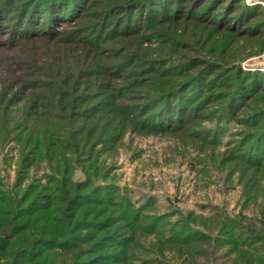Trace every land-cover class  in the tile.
<instances>
[{
  "label": "rangeland",
  "instance_id": "374dc122",
  "mask_svg": "<svg viewBox=\"0 0 264 264\" xmlns=\"http://www.w3.org/2000/svg\"><path fill=\"white\" fill-rule=\"evenodd\" d=\"M26 1L0 0L4 16L8 20L11 12L15 22L7 30L0 26V196L17 197L31 188L32 197L47 188L55 191L47 176L61 178L69 187L64 189L71 193L55 195L62 200L102 186L110 191L111 201L127 197L126 210L138 215L127 225L128 237L120 239H126L118 250L127 264H257L264 245H253L259 252H251L252 242L241 243L240 235L245 228L253 236L259 233L255 220L261 216V202H245L244 185L252 183L250 176L255 174L246 172L240 161L244 162V135L262 126L252 110L259 106L264 112V87L248 99L251 90L246 91L239 99L245 100L236 102L230 115H225L223 104L234 89L238 69L245 74L244 84L253 74L259 75L257 88L264 80V33L243 35L237 22L222 14L236 1L230 6L233 14L240 6L249 9V23L257 24L264 21V0H214L206 16L205 0H154L138 8L136 0H83L79 13L73 8L53 21L54 31L23 37L14 28L24 20L18 9ZM259 10L262 13L255 16ZM223 25L236 30L225 31ZM49 27L50 23L42 29ZM200 72L202 80H231L220 81L222 86L218 83L197 100L174 101L171 117L184 100L180 123L174 119L167 127L151 124L155 100ZM28 125L33 134L51 135V153H37L33 145L20 150L16 139L26 134L22 127ZM30 201L31 197L25 205ZM52 206L65 208L68 202ZM72 212L55 213L49 222L42 221L41 210L33 214L37 222H47L45 234L53 236L37 249L36 260L81 264L94 256L95 246L88 239L96 232L77 230L72 222L82 214ZM149 218L157 221L151 231L141 227ZM225 218L243 219V229L234 237L227 235L229 228L221 227ZM181 227L186 234L194 230V242L183 243ZM108 232L99 233L96 240ZM85 234L88 239L72 240ZM169 235L177 241L165 243ZM68 244L79 246L80 255L75 258L60 249ZM239 248L248 252L243 260L237 255Z\"/></svg>",
  "mask_w": 264,
  "mask_h": 264
},
{
  "label": "trees",
  "instance_id": "16d2710c",
  "mask_svg": "<svg viewBox=\"0 0 264 264\" xmlns=\"http://www.w3.org/2000/svg\"><path fill=\"white\" fill-rule=\"evenodd\" d=\"M207 1V4L205 7H203L202 12L206 16L209 14V11L211 10L209 7H211L214 0H205ZM137 2V3H136ZM154 0H136L133 3H136V7H141V5L145 6L147 3L152 4ZM179 3V0H175V3ZM236 1H231L228 3L227 7L225 8V11L222 15L229 17L230 19H234V21L237 22L236 26H240L242 29V34H246V36L252 38L254 36H257L261 33H264V21H260L257 24L249 23L251 18L248 17L252 12H247L249 9L245 10L242 9L240 6V10L236 12V14H233V10L230 8L231 4L234 5ZM83 0H27L23 6H21L18 10L20 11L19 15H21L24 20H21L17 22V27H15V31H18V36H28L29 34H34L35 31H38L42 35H47L50 33V31H54V22L53 21H59L62 19L63 15H68V10H72L73 8L77 10L79 13L82 9ZM210 9V10H209ZM142 11L144 9H141L139 13L142 15ZM252 11V10H251ZM75 11L73 10V13ZM75 13L74 15H76ZM262 13V10L254 11V15H259ZM252 14V15H253ZM13 14L10 12L9 18L7 20V16H4V11L0 9V26H2L5 30L10 29V26L14 25V21L12 20L11 16ZM251 16V15H250ZM3 17V18H2ZM75 17V16H74ZM72 18H70L71 20ZM222 21V20H221ZM12 25H10V24ZM50 23V27L48 28L49 31L42 29V27L46 26V24ZM22 24V25H21ZM66 23L64 22V25ZM10 25V26H9ZM19 25V26H18ZM27 26L28 28L24 31H22L23 27ZM218 26V25H217ZM221 29H224L225 31H234L236 30V27L226 28L225 25H223ZM39 29V30H37ZM258 34L248 33L249 31H258ZM17 36V37H18ZM211 64H207L206 68H210ZM203 72H200L195 77H191V79H188L187 81L183 82L180 87H177L172 93L169 95L166 94L161 98L162 100L157 101L155 100L157 107H154L152 109L151 116L152 120L151 124L158 125L159 127H167L168 125H173L172 121L176 119L178 122L182 121L184 117L183 107H180V104H182V101L179 102L175 106L176 113L173 117H171L169 114L171 113L170 105L176 101L179 97H184L187 100H194L201 97L204 92L210 93L213 88H216L217 84L223 85L220 81L224 80H231L221 78L214 80L215 78H205V80H202L203 78ZM245 74H243L239 69L236 71L235 76L233 77L234 85H233V91L226 95L225 98V104H223V111L225 112V115H230L234 112L235 108H237L238 104L236 102L240 101L239 99L245 95L248 90H251L250 93L246 96L248 99L249 97H254L256 92H259V90H262L264 86L263 82L261 80L260 89L257 88L258 85V74H253L249 76V79L247 80V83H243L242 81L245 80ZM264 79V77H263ZM216 81V82H215ZM215 82V83H214ZM216 86V87H215ZM49 90V89H48ZM196 91V92H195ZM208 96V95H207ZM245 98H243L239 103H242ZM175 103V102H174ZM155 104V105H156ZM254 110L253 117H259L260 119L258 121L262 120V123L260 126V129L258 131L252 132L251 134L248 133L244 135L243 144L246 145V148L243 150V161L242 164L245 165L246 172H250L257 175H252L250 177L254 176V181L252 183H245L243 188V196L245 199V202H251L256 201L257 199L261 202L260 207V217L258 220H255L256 223L260 225L259 228L256 229L257 232L255 235H251L249 232H247L248 228H245L242 230V226H244V222L242 219L241 221L225 218L224 222L222 223L221 227L225 226L229 229L227 230L229 234L232 237L236 236L239 231L242 234L240 235V242L241 243H249L250 247L254 251L251 252H259V250H255L257 246L253 245H264V112H261L263 110H259V106H253ZM185 108V107H184ZM168 116H165L167 115ZM160 120H156L158 118ZM171 117V118H170ZM256 123V122H255ZM255 123L250 124V126L255 125ZM175 124V123H174ZM31 125H28L25 128L24 134L22 137L16 139V142L20 145V150H25L29 148V145H33L32 149H34L35 152L40 154L47 155L48 151L51 153V143L53 141H50L51 135L45 134L43 132L42 134H33L31 133V128H29ZM208 137L211 138L212 131L208 132ZM2 135V134H1ZM211 135V136H210ZM217 138V137H215ZM57 148V147H56ZM25 157V156H24ZM23 157V161H26V158ZM28 159V157H27ZM47 178L52 180L50 186L55 188L54 191L52 188H47L46 190L48 192L41 194V192H37L33 197L31 196L33 193L34 188H31L27 190L26 192H23L20 196H12L8 199H5V197L1 194L0 196V264H44L43 262L35 259V254L37 252V249H40V246L42 243L46 240H48L49 237H53L51 235L45 234V229L47 228V222L53 221L54 218H52V215L55 213L59 214H65L71 215L72 211H78L82 215L81 218H77L76 220H73L72 224H74L75 228L78 229H90L93 228L96 232V236L99 235V233L109 231L106 236H102V239L98 242L96 240V236H92V240L88 239V234H85V236H77L74 235L72 240H76L80 238L85 237V239H88V244L92 243V246H95V249L91 252L94 256L90 258L89 260H86L82 262L81 264H127V258L125 259L121 252H119L118 248L123 247L125 245L126 239H123V241H120L122 237H128L127 235L130 232H125L128 230L127 225H131V221L138 218V215L136 216V211L133 209L126 210L128 207V204L130 203L129 199L127 197H121L119 198V202L111 201V195L110 191L106 189L105 191L102 186L100 188L93 189L92 191L87 192L86 194L82 195L81 197H78L80 195H76V192L68 199V200H62V198H55L58 193L61 194H68L71 192H67L64 188H69L65 186L63 183V180L61 178H55L54 176H47ZM256 178V179H255ZM263 178V179H262ZM251 178L247 179L248 182H250ZM58 184L61 188H56V185ZM248 184V185H247ZM250 184V185H249ZM53 185V186H52ZM68 185V184H67ZM50 192V193H49ZM31 194V195H30ZM65 196V195H64ZM31 197V201L25 205L26 201ZM67 201L68 206L65 208L57 206H52L53 203H62ZM113 203V207L111 210L107 208L109 204ZM116 203V204H114ZM123 206H121V205ZM41 210L43 213L42 221L47 222H37L35 220V215L33 214ZM101 212V213H100ZM70 213V214H69ZM94 213V214H92ZM100 213V214H98ZM26 221L20 223L17 222L16 219L18 218H26ZM74 216L71 218L73 219ZM90 219H94L93 222H91ZM155 218H149L147 224L143 227V229L151 231V229H154L155 223L157 221ZM119 223H121L119 225ZM240 223L241 227L239 228L237 225ZM117 225V226H116ZM133 225V223H132ZM77 226V227H76ZM125 226V228H123ZM238 227V229L236 228ZM187 227V226H186ZM121 228V231H118ZM114 229V230H113ZM240 229V230H239ZM226 230V229H225ZM91 235H93L94 232H91ZM167 231V230H163ZM185 227H181L179 231V237L183 240V243H191L195 241V233L194 230L189 228L188 234L185 232ZM237 231V233H236ZM125 232V234H124ZM122 234L118 236L119 234ZM90 235V234H89ZM118 236V237H117ZM91 237V236H90ZM95 237V238H94ZM105 238V242H102ZM194 238V239H192ZM219 241L223 238L221 236L218 237ZM217 238V239H218ZM110 243H107L108 241ZM55 241V240H54ZM177 240H174L171 235L164 237L165 243H173ZM229 241V240H228ZM230 241H234L237 244H240L239 241H235L230 239ZM130 243V242H129ZM72 244H68L65 247H60V249H63V252H68L71 255H73L75 258L80 255V249L79 246H71ZM89 246V247H92ZM103 247L111 248L110 252L100 254L97 252V250L102 249ZM249 247V248H250ZM249 249L248 247H246ZM240 252L237 253L240 259H242L243 256H248V252L245 249L239 248ZM47 252V251H46ZM88 253H85L86 255ZM49 255H53V253H50ZM261 256V255H260ZM243 260V259H242ZM257 264H264V252L262 253L261 259L256 260Z\"/></svg>",
  "mask_w": 264,
  "mask_h": 264
}]
</instances>
